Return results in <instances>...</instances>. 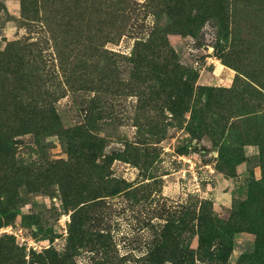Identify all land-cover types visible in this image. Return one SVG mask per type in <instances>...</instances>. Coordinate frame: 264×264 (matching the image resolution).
<instances>
[{
  "label": "rangeland",
  "instance_id": "1",
  "mask_svg": "<svg viewBox=\"0 0 264 264\" xmlns=\"http://www.w3.org/2000/svg\"><path fill=\"white\" fill-rule=\"evenodd\" d=\"M0 264H264V0H0Z\"/></svg>",
  "mask_w": 264,
  "mask_h": 264
}]
</instances>
